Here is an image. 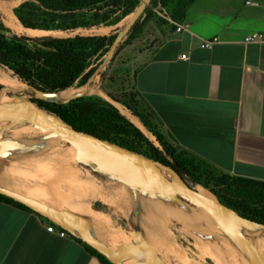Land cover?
Returning a JSON list of instances; mask_svg holds the SVG:
<instances>
[{"label":"crops","instance_id":"1","mask_svg":"<svg viewBox=\"0 0 264 264\" xmlns=\"http://www.w3.org/2000/svg\"><path fill=\"white\" fill-rule=\"evenodd\" d=\"M185 23L180 33L156 30V44L136 55L132 92L176 149L264 183V0H197ZM254 34L262 41L244 42ZM68 183L78 186L70 172ZM48 226L0 202V264H103Z\"/></svg>","mask_w":264,"mask_h":264},{"label":"rangeland","instance_id":"2","mask_svg":"<svg viewBox=\"0 0 264 264\" xmlns=\"http://www.w3.org/2000/svg\"><path fill=\"white\" fill-rule=\"evenodd\" d=\"M32 1L0 0V22L9 32L7 34L8 36L31 40H35V38H42L44 40L63 39L74 36H109L116 31H120L130 19L129 15L118 24L110 26L111 28L109 29L102 27L92 28L90 30L78 29L70 33L39 31L43 33L34 35V37L27 33L26 28L17 25L15 21L17 18L13 14V10L18 8L22 3ZM155 9L157 12H152L153 17H151L150 22L138 39L129 46H122L117 56L114 59L112 58L108 65L102 69L98 68L104 59H106L107 55L95 57L90 60L89 69L96 68V73L92 75L93 78L91 77L89 79L91 80L88 85L89 91L83 98L84 102L79 105L84 109L85 118L89 121L96 120L97 118L96 116H92L88 111L90 105L99 110L103 108L116 111L133 127L139 130L144 139L152 147L161 150L156 139L139 122V125L133 123L132 118H136L123 106L108 97V95H113L114 97L123 99L129 93H132L133 59L138 53L145 50V48L152 47L156 44V40L151 39L156 30H161L163 27L170 30L173 27L161 18V16L169 17L167 11L160 7ZM17 22L19 23L18 20ZM48 22L50 23L51 21L48 20ZM33 23L42 25L44 24V20L35 19ZM183 24L186 25L185 21ZM10 82L20 84L22 86L20 89L27 86L19 81L10 70L0 65V87H6ZM85 85L82 87L74 85L70 89L74 92L73 94L79 93ZM9 94L4 93L5 96ZM21 96L26 101L31 100L30 91H24ZM68 97L60 98L65 99ZM7 124L8 120L0 119V130ZM48 135L49 133L45 131L42 125L32 126L21 123L7 129L3 136L0 137V179L7 180L13 178L15 181L18 179V182L20 181L19 183H21L19 184L21 190L17 192L32 196L52 206H54L53 203H58L62 199L63 204L55 207H58V209L72 217H77L82 220L93 234L96 232L95 229L98 228L100 236L97 238H100L104 242L121 245L125 239L130 237L128 232L130 222L135 221L137 223L136 221H138L150 243L158 251L159 257L169 264H178L201 217L199 214L196 216L197 210L200 209L176 196L133 190L110 174L95 172L79 163L75 156L73 157L67 152L62 144L58 147L56 139L49 138ZM61 141L65 142L62 139ZM167 141L169 140L167 139ZM170 144L173 145L172 143ZM21 146L28 148L26 149V147L23 148ZM137 150L139 153L136 154L146 158V155L150 152L149 144L145 143L142 147H137ZM176 150L179 151L178 149ZM68 172L75 175V180L81 187L74 185L70 187V183H68ZM182 174L192 188L195 190L196 188H200L208 197L217 200L208 190L196 184L184 173ZM163 175L169 180L173 179V176L166 171L163 172ZM1 186L6 188L3 184ZM97 203H100L101 206L99 208L102 207L103 212L94 209ZM157 205L162 206L164 214L159 211L160 208ZM171 205H174L185 213L187 212L186 214L191 217L190 223L185 220L168 219L165 211H168ZM79 207H88L94 214V220L87 219V221L86 218L79 216L72 210Z\"/></svg>","mask_w":264,"mask_h":264},{"label":"trees","instance_id":"3","mask_svg":"<svg viewBox=\"0 0 264 264\" xmlns=\"http://www.w3.org/2000/svg\"><path fill=\"white\" fill-rule=\"evenodd\" d=\"M196 1L150 0L149 6L118 45L113 59L122 46L131 45L142 34L153 17V8H163L173 22L183 23L188 10ZM138 3L139 0H33L22 3L13 10L20 24L12 16L22 28L70 33L78 29L90 30L114 26L131 15ZM35 19L44 20V24H34ZM48 20L51 22L49 23ZM170 31L174 32L175 28L171 27ZM8 33L0 22V65L10 70L19 81L31 88L43 92L61 93L74 85L82 87L89 81L96 71V68L89 69L90 60L107 55L118 31L109 36H74L43 39V41L8 36ZM108 97L130 112L156 139L161 150L152 147L139 130L112 109L99 110L90 105L88 111L97 118L93 121L87 120L84 109L79 105L84 102V96L66 105H60L34 99L31 93V101L39 109L57 116L78 132L94 136L132 153H139L137 147L148 143L150 152L146 155V159L170 168L177 167L180 172L213 194L222 205L234 210L241 217L264 226L263 182L218 173L188 153L177 151L159 132L152 116L142 107L133 92L123 99L113 95ZM0 202L45 220L27 207L2 195ZM99 206L100 203H97L94 209L103 212L102 207ZM49 224L52 225L50 222ZM72 239L82 245L89 254L97 257L101 263L110 264L86 244Z\"/></svg>","mask_w":264,"mask_h":264},{"label":"water","instance_id":"4","mask_svg":"<svg viewBox=\"0 0 264 264\" xmlns=\"http://www.w3.org/2000/svg\"><path fill=\"white\" fill-rule=\"evenodd\" d=\"M149 3L150 0H139L137 8L130 15L131 18L116 34L99 69L112 60L118 45ZM90 82L91 80L85 87H88ZM4 91L5 94L10 93L7 97L20 101H23L21 94L30 91L34 99L60 105H66L87 93L84 90L66 99H60V93L43 92L29 86H25L21 91L0 87V92ZM24 102L31 111L0 107V119L8 120V124L0 130V137L7 129L21 123L42 125L49 133V138L59 137L74 147L76 160L91 170L110 174L133 190L176 196L203 210L178 264H264L263 225L241 217L216 199L194 190L177 167L164 166L94 136L78 132L57 116L39 109L31 100ZM164 171L170 173L173 179H167L163 175ZM0 195L27 207L72 238L86 244L110 264H169L159 257L138 221L129 224V246L112 245L98 239L82 220L58 208L2 186Z\"/></svg>","mask_w":264,"mask_h":264},{"label":"bare ground","instance_id":"5","mask_svg":"<svg viewBox=\"0 0 264 264\" xmlns=\"http://www.w3.org/2000/svg\"><path fill=\"white\" fill-rule=\"evenodd\" d=\"M7 11V10H6ZM6 13V12H5ZM130 18H131V16H130ZM14 24V23H13ZM18 30H20V29H18ZM21 31V30H20ZM27 31V33L30 35V36H34V35H37V34H40V33H43V32H37V31H34V30H30V29H27L26 30ZM21 33V32H20ZM42 35V34H41ZM40 35V36H41ZM35 37V36H34ZM38 37V36H37ZM35 39H42V38H35ZM22 86H20V84H17L16 82H10V83H8L7 85H6V87L5 88H9V89H11V90H13V91H21V90H23V89H25V88H23V89H20ZM18 89H20V90H18ZM86 91V92H88L89 91V87H84V88H82L81 90H80V92L81 91ZM4 93H5V91L4 92H0V107H6V108H12V109H16V110H21V111H31V109L26 105V103L24 102V99H23V101H20V100H18V101H16V100H14V98L12 99V98H8V97H6L5 95H4ZM74 92H72L71 91V89H69V90H66V91H64V92H61L60 93V97H70L72 94H73ZM61 99V98H60ZM66 99V98H65ZM14 106V107H13ZM132 121H133V123L134 124H136V125H139V123H138V121L136 120V119H134V118H132ZM56 139V142H57V145H58V147H59V145L60 144H62L65 148H66V150H67V152H69L73 157L75 156V154H76V150H75V148L74 147H72L69 143H67V142H62L61 141V139H59V138H55ZM22 142V141H21ZM27 143V142H26ZM24 148V147H23ZM28 147H26V149H27ZM30 149H31V147H30ZM38 149V148H37ZM36 150V149H35ZM28 151V150H27ZM26 151V152H27ZM38 151V150H37ZM86 171V170H85ZM11 179H13V178H11ZM11 179L9 178V179H5V180H2V179H0V186L3 184L4 186H6V188L7 189H9V190H15V192H17L18 190H21V187H20V185L19 184H21V183H19L18 182V179H17V181H15L14 179L11 181ZM16 179V178H15ZM15 181V182H14ZM85 182V181H84ZM86 184H88V183H86ZM99 185V184H98ZM23 186V185H22ZM73 187V186H72ZM76 187H81V186H76ZM88 187V186H87ZM84 188H85V186H84ZM86 189V188H85ZM194 189V188H193ZM89 190V189H88ZM195 190V189H194ZM196 191L197 192H199L200 194H202V195H204V196H206V197H208L207 196V194H205L204 193V191L202 190V189H200V188H196ZM17 193H19V192H17ZM19 194H21V195H24V196H27V197H29V198H32V199H35V200H37V201H40V202H43V203H45L44 201H41V200H39V199H37V198H34V197H32V196H29V195H25V194H22V193H19ZM210 198V197H209ZM165 201V200H164ZM50 202V201H49ZM72 202V201H71ZM67 203H69V202H67ZM45 204H48V203H45ZM54 204V206H52V205H50V204H48V205H50V206H52V207H55V206H60V205H62L63 203H61V202H58V203H53ZM80 204V203H79ZM73 205V204H72ZM71 205V206H72ZM75 205V204H74ZM66 206V205H65ZM68 207H70V206H68ZM73 207V206H72ZM76 207V206H75ZM157 207H159L158 209H159V211L162 213V214H164V210H163V208H162V206H159V205H157ZM179 207H180V205H179ZM55 208H58V207H55ZM68 209V208H67ZM74 212H76L79 216H82V217H84V218H86V220L88 219V220H94V214H93V212L87 207H79V208H76V209H72ZM189 211V210H188ZM202 212H203V210L202 209H200V210H197V215L196 216H198V214L201 216L202 215ZM187 213V212H186ZM185 212H183V211H181L179 208H177V207H175L174 205H171L169 208H168V211H165V215H167V217H168V219H171V220H178V221H181V220H185V221H187V222H189L190 223V218L191 217H189L188 216V214H186ZM87 220V221H88ZM95 220H97V219H95ZM91 224V223H90ZM95 224V223H94ZM181 224V223H180ZM96 226V225H95ZM94 227V226H93ZM95 228V227H94ZM96 230V232L94 233V235L96 236V237H99L100 236V234H99V231H98V228H96L95 229ZM159 234V233H158ZM161 236V235H160ZM148 238V237H147ZM100 239V238H99ZM148 241H149V239H148ZM104 242V241H103ZM150 242V241H149ZM106 243H108V244H112V245H116L115 243H112V242H106ZM131 243V238L129 237V238H127V239H125L123 242H122V244L120 245V246H124V247H127V246H129V244ZM155 248V247H154ZM157 251V250H156ZM157 253H158V251H157Z\"/></svg>","mask_w":264,"mask_h":264},{"label":"built area","instance_id":"6","mask_svg":"<svg viewBox=\"0 0 264 264\" xmlns=\"http://www.w3.org/2000/svg\"><path fill=\"white\" fill-rule=\"evenodd\" d=\"M247 4H249V2H247ZM158 8V7H156ZM153 13H156L157 10L155 8L152 9ZM161 18H163V20H165L167 22L168 25H171L175 28V33H180L182 32L185 28L186 25H184L183 23H176L173 22L169 17H163L161 16ZM263 39V36L261 35H257L254 34L250 37H247L246 39H244L245 43H259L261 42ZM212 43H206L203 47L210 49L211 48ZM182 59H185V55H182ZM47 232L49 233H55L58 235V237L60 238H65V237H71L69 236L65 231L59 229L58 227H56L55 225H50L46 228Z\"/></svg>","mask_w":264,"mask_h":264}]
</instances>
